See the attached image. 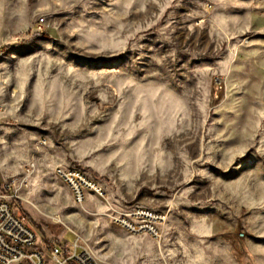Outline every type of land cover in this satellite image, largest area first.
Here are the masks:
<instances>
[{
	"label": "rangeland",
	"instance_id": "obj_1",
	"mask_svg": "<svg viewBox=\"0 0 264 264\" xmlns=\"http://www.w3.org/2000/svg\"><path fill=\"white\" fill-rule=\"evenodd\" d=\"M33 164L20 209L49 246L264 264V0H0V193ZM138 208L161 238L114 224Z\"/></svg>",
	"mask_w": 264,
	"mask_h": 264
},
{
	"label": "built area",
	"instance_id": "obj_2",
	"mask_svg": "<svg viewBox=\"0 0 264 264\" xmlns=\"http://www.w3.org/2000/svg\"><path fill=\"white\" fill-rule=\"evenodd\" d=\"M35 165L26 168L21 180L10 178L0 193V264H103L77 239L60 245L45 244L41 235L21 212L20 191L28 186ZM56 174L72 189L77 202L84 203L90 192L103 196V190L79 169L56 166ZM113 222L132 234L146 232L161 238L165 217L151 209L138 208L113 217Z\"/></svg>",
	"mask_w": 264,
	"mask_h": 264
},
{
	"label": "crops",
	"instance_id": "obj_3",
	"mask_svg": "<svg viewBox=\"0 0 264 264\" xmlns=\"http://www.w3.org/2000/svg\"><path fill=\"white\" fill-rule=\"evenodd\" d=\"M6 179H8V178H6Z\"/></svg>",
	"mask_w": 264,
	"mask_h": 264
}]
</instances>
